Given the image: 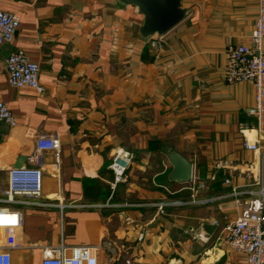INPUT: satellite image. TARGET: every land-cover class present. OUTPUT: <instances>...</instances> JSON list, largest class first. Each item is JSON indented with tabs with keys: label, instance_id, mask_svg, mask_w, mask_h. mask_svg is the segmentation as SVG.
<instances>
[{
	"label": "crops",
	"instance_id": "1",
	"mask_svg": "<svg viewBox=\"0 0 264 264\" xmlns=\"http://www.w3.org/2000/svg\"><path fill=\"white\" fill-rule=\"evenodd\" d=\"M182 7L185 19L152 49L132 5L0 0V10L19 19L13 41L0 47V100L17 121L0 136V187L8 169L33 166L38 134L61 143L58 164L52 152L41 156L42 198L11 205L23 224L0 229V247L19 245L10 249L13 264H41L45 248L59 244L99 246L98 264H245L219 238L240 212L231 185L243 204L264 175V130L258 152L242 147L238 129L253 123L246 111L254 88L227 84L224 69L227 46L249 42L258 4L182 0ZM17 48L38 64L43 94L9 86L3 64ZM116 149L133 159L126 182L112 190ZM171 150L192 163L186 183L169 178ZM84 183L107 195H87Z\"/></svg>",
	"mask_w": 264,
	"mask_h": 264
},
{
	"label": "built area",
	"instance_id": "2",
	"mask_svg": "<svg viewBox=\"0 0 264 264\" xmlns=\"http://www.w3.org/2000/svg\"><path fill=\"white\" fill-rule=\"evenodd\" d=\"M255 1L258 9L249 42L227 46L224 76L227 84L250 82L253 85V105L246 111L247 116L253 119V123L240 125L238 132L241 135L242 147L258 152L264 130V0ZM18 27L19 19L14 14L0 10V47L13 41ZM164 43V35L153 36L148 41L152 49H161ZM3 69L12 88H29L43 94L44 86L39 81V66L22 48L9 52L4 60ZM16 124V118L8 104L0 100V136L4 126L13 128ZM60 146L57 134H38L31 158L33 166L8 169L7 183L3 188L0 187V229L22 226V214L11 205L22 203L24 199L42 198L41 156L44 152H52L58 164ZM132 159L131 152L123 149L114 151L108 165L113 174L112 190H115L118 183L126 182ZM262 161L264 162V159ZM225 182L230 183L229 180ZM252 185L258 189L250 191V197L243 204L238 198L241 192L236 186L231 185V195L240 207V212L233 221L224 224L219 240L242 254L245 264H264V175L254 177ZM164 189L168 191L167 188ZM188 189L191 191L190 201L194 202V189L193 187ZM156 207L158 212L163 213L164 204L159 203ZM144 238V233L140 231L137 240L142 242ZM18 246L13 244L8 248L0 247V264H13L10 249ZM97 247L85 245L66 247L62 244L46 247L41 264H98L95 254Z\"/></svg>",
	"mask_w": 264,
	"mask_h": 264
},
{
	"label": "water",
	"instance_id": "3",
	"mask_svg": "<svg viewBox=\"0 0 264 264\" xmlns=\"http://www.w3.org/2000/svg\"><path fill=\"white\" fill-rule=\"evenodd\" d=\"M116 2L123 6H135L142 14L139 36L147 42L153 36L167 34L183 21L188 13L187 9L182 7V0H116ZM166 156L172 166V171L169 174L170 180L178 183L188 182L192 175V163L176 150H171ZM20 160L23 159L21 158ZM20 163L19 161L17 165ZM203 228L206 231H210L214 226L204 224Z\"/></svg>",
	"mask_w": 264,
	"mask_h": 264
},
{
	"label": "trees",
	"instance_id": "4",
	"mask_svg": "<svg viewBox=\"0 0 264 264\" xmlns=\"http://www.w3.org/2000/svg\"><path fill=\"white\" fill-rule=\"evenodd\" d=\"M89 182L92 181L89 180ZM84 185H85V193L87 195L89 193H92L91 195L93 196V198L104 197L107 195V188L101 187L98 183H96L95 187L92 183L89 185H86V183H84Z\"/></svg>",
	"mask_w": 264,
	"mask_h": 264
}]
</instances>
